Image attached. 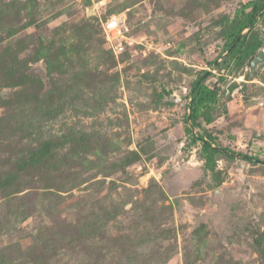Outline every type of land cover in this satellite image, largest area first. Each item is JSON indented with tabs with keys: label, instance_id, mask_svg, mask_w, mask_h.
Segmentation results:
<instances>
[{
	"label": "rangeland",
	"instance_id": "374dc122",
	"mask_svg": "<svg viewBox=\"0 0 264 264\" xmlns=\"http://www.w3.org/2000/svg\"><path fill=\"white\" fill-rule=\"evenodd\" d=\"M256 2L0 0V264H264Z\"/></svg>",
	"mask_w": 264,
	"mask_h": 264
},
{
	"label": "trees",
	"instance_id": "16d2710c",
	"mask_svg": "<svg viewBox=\"0 0 264 264\" xmlns=\"http://www.w3.org/2000/svg\"><path fill=\"white\" fill-rule=\"evenodd\" d=\"M263 11H264V0H260V2H258V3L256 2L254 4V6L251 9V12L246 14L247 19L244 21L241 28L242 29H244V28H250L251 29L253 26H255L260 14ZM242 29H240V30H242ZM240 30L233 35L231 41L229 42V44H228L229 50H228L227 54H231V55L234 54V50L237 47H239V48L245 47L243 49L240 48V50H239L240 53L242 51H244V53L245 52L250 53V51L256 52L258 50L260 42L257 39H255V40H252L251 43L246 45V43H244V41L242 40V37L240 35L241 34ZM249 53H248V55H249ZM239 56H241V55H239ZM212 62L215 63L220 69L222 67H224L223 64H221L217 60H214ZM212 75H213V73L211 71L206 70L202 74H200L192 83V87H191L190 94H189L191 96V103L189 106L192 110V112L190 113V120L193 124H196V125L199 124L198 120L200 118V115L198 114V111L201 110V108L205 110L207 107L210 106V103H213L217 100V97H218L217 89L210 87L206 83V81ZM207 121H210L209 117L207 118ZM199 138L202 140L203 152L205 153L207 161H211L212 156H214L216 151H218V147H212V144L210 143V141H208V139H206V137H204V136H200ZM231 154H234V152H231ZM238 156L244 160H247V161L256 160L258 162L264 163V158L254 157L253 155L238 154ZM201 231L202 230L200 229L199 230L200 234H201Z\"/></svg>",
	"mask_w": 264,
	"mask_h": 264
},
{
	"label": "built area",
	"instance_id": "2783aa9c",
	"mask_svg": "<svg viewBox=\"0 0 264 264\" xmlns=\"http://www.w3.org/2000/svg\"><path fill=\"white\" fill-rule=\"evenodd\" d=\"M108 38L122 37L126 32V25L121 16H112L103 23Z\"/></svg>",
	"mask_w": 264,
	"mask_h": 264
},
{
	"label": "water",
	"instance_id": "95a60500",
	"mask_svg": "<svg viewBox=\"0 0 264 264\" xmlns=\"http://www.w3.org/2000/svg\"><path fill=\"white\" fill-rule=\"evenodd\" d=\"M264 61V49H261L259 53L254 56L251 61L252 67H255L257 64L262 63Z\"/></svg>",
	"mask_w": 264,
	"mask_h": 264
}]
</instances>
